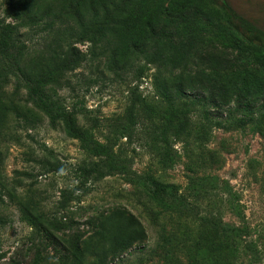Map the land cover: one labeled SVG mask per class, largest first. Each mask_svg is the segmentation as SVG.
<instances>
[{"label":"rangeland","instance_id":"obj_1","mask_svg":"<svg viewBox=\"0 0 264 264\" xmlns=\"http://www.w3.org/2000/svg\"><path fill=\"white\" fill-rule=\"evenodd\" d=\"M9 1L16 0H0V22L15 24V15L6 14ZM203 3L213 9V25L207 26L203 35L207 49L226 50L218 42L216 24L223 35L264 49V0ZM136 13L134 23H139L141 18ZM199 22L211 24L207 19ZM73 45L87 61L68 74V86L56 94L75 114L80 127L93 129L100 144H106V137L118 139L111 126L126 115L134 101L140 103L142 112L155 111L151 115L156 127L179 123L170 118L167 104L156 92V69L132 51L125 53L123 68L115 73L106 68V58L92 61L91 42L75 44L71 39L64 43L56 33H50L46 40L29 43L26 65L38 62V57L48 54L52 47L65 50ZM15 86L14 79L0 86V264H75L71 254L65 257L64 244L60 253L55 252L34 228L20 220L17 204L29 200L50 219L68 216L74 220L75 229L59 235L64 241H70L77 232L85 240L93 238L98 222L108 216L133 217L144 228L146 238L107 264H224L231 260L233 249H216L224 239L201 222V218L211 216L241 230L235 264H264V134L260 126L213 129L205 143L191 140L188 146L171 137L167 148L170 158L162 144L164 137L146 136L133 142L118 139L113 152L121 163L125 162L130 175L107 177L87 193L83 188L76 193L79 200L71 201L67 212H62L61 192L74 191L79 185L75 170L94 159L61 126L52 128L27 101L25 91L16 92ZM192 120L195 126L200 115L193 114ZM209 151L218 155V161L211 169L201 170L199 162ZM50 164H58L61 170L51 171ZM139 177L172 186L197 207L198 214L185 215L171 204L156 201L144 184L136 182ZM200 178L214 183L213 201L196 200ZM88 263L98 264L95 257Z\"/></svg>","mask_w":264,"mask_h":264},{"label":"trees","instance_id":"obj_2","mask_svg":"<svg viewBox=\"0 0 264 264\" xmlns=\"http://www.w3.org/2000/svg\"><path fill=\"white\" fill-rule=\"evenodd\" d=\"M212 11L203 0L9 1L6 14L15 15L17 23L0 22V86L14 79L15 91L23 89L27 101L47 118L52 128L61 126L94 159L75 170L79 185L74 191L61 192L60 211L67 212L69 203L79 200L76 193L83 188L87 193L107 177L130 175L125 162L121 163L113 152L118 139L133 142L146 136L164 137L162 144L170 158L167 148L171 137L188 146L191 140L205 143L213 129L241 128L248 124L260 126L264 134V49L223 35L219 24L216 36L226 50L207 49L203 35L207 26L213 25ZM135 13L141 18L139 23H134ZM202 19L211 24L201 25ZM50 33H56L64 43L71 39L75 44L91 42L92 61L106 58V68L115 73L123 68L125 53L132 51L143 57L156 69V92L167 104L170 118L179 123L156 127L151 115L155 111L142 112L140 103L134 101L126 115L111 126L118 139L106 137V144H100L93 129L80 127L75 114L57 95L68 86V74L87 61L86 55L76 45L65 50L61 46L52 47L48 54L38 57V62L26 65L29 43L46 40ZM195 113L200 120L194 126ZM217 161L218 155L209 151L198 166L201 170L211 169ZM50 165L51 171L61 170L58 164ZM136 182L144 184L156 201L171 204L185 215L197 213V207L178 195L172 186L143 177ZM197 186L196 200L213 201L210 198L216 194L213 182L200 178ZM17 205L20 220L34 228L43 243L55 252L60 253L64 244L65 257L71 254L75 264H87L92 257L98 264H107L120 259L146 238L144 228L133 217L116 214L98 222L93 238L85 240L77 232L70 241H64L59 235L65 230L73 231L74 220L68 216L50 219L38 211L34 201ZM201 220L212 234L224 239L217 243L216 249H233L231 260L224 264H235L241 230L216 216Z\"/></svg>","mask_w":264,"mask_h":264}]
</instances>
